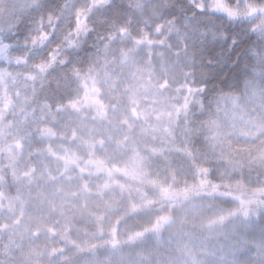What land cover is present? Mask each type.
<instances>
[{
	"label": "clouds",
	"instance_id": "obj_1",
	"mask_svg": "<svg viewBox=\"0 0 264 264\" xmlns=\"http://www.w3.org/2000/svg\"><path fill=\"white\" fill-rule=\"evenodd\" d=\"M0 264H264V0H0Z\"/></svg>",
	"mask_w": 264,
	"mask_h": 264
}]
</instances>
